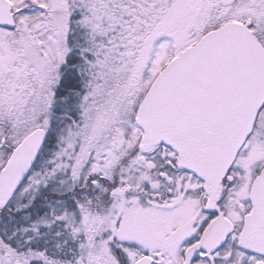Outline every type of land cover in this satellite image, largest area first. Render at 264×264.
<instances>
[{
	"label": "snow or ice",
	"instance_id": "snow-or-ice-1",
	"mask_svg": "<svg viewBox=\"0 0 264 264\" xmlns=\"http://www.w3.org/2000/svg\"><path fill=\"white\" fill-rule=\"evenodd\" d=\"M0 264H264V0H0Z\"/></svg>",
	"mask_w": 264,
	"mask_h": 264
}]
</instances>
